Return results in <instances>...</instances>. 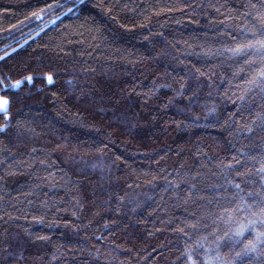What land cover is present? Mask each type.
Returning a JSON list of instances; mask_svg holds the SVG:
<instances>
[{
  "label": "trees",
  "instance_id": "trees-1",
  "mask_svg": "<svg viewBox=\"0 0 264 264\" xmlns=\"http://www.w3.org/2000/svg\"><path fill=\"white\" fill-rule=\"evenodd\" d=\"M16 81L0 264H264V0H0Z\"/></svg>",
  "mask_w": 264,
  "mask_h": 264
},
{
  "label": "snow or ice",
  "instance_id": "snow-or-ice-1",
  "mask_svg": "<svg viewBox=\"0 0 264 264\" xmlns=\"http://www.w3.org/2000/svg\"><path fill=\"white\" fill-rule=\"evenodd\" d=\"M7 55V54H6ZM29 81L31 80V77L28 78ZM49 83L52 82V77H48ZM23 82L22 81H16L15 84L11 85H4L2 89L0 90H7L9 88L15 89L18 88ZM9 101L7 99H0V115H6L8 111Z\"/></svg>",
  "mask_w": 264,
  "mask_h": 264
}]
</instances>
